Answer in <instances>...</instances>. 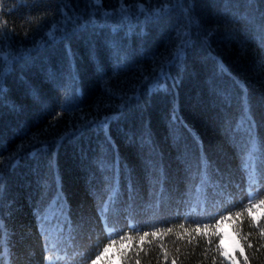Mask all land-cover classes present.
Instances as JSON below:
<instances>
[{
    "label": "trees",
    "instance_id": "16d2710c",
    "mask_svg": "<svg viewBox=\"0 0 264 264\" xmlns=\"http://www.w3.org/2000/svg\"><path fill=\"white\" fill-rule=\"evenodd\" d=\"M0 32V264L153 230L124 264H230L215 220L264 198V0H0Z\"/></svg>",
    "mask_w": 264,
    "mask_h": 264
},
{
    "label": "snow or ice",
    "instance_id": "6c2138e0",
    "mask_svg": "<svg viewBox=\"0 0 264 264\" xmlns=\"http://www.w3.org/2000/svg\"><path fill=\"white\" fill-rule=\"evenodd\" d=\"M95 4H99L100 0H94ZM121 3L123 4V0H121ZM121 11H125L123 9V7L121 8ZM140 11L141 13H143L144 8L143 5L141 4L140 6ZM57 25L53 24V30L49 31L47 33V35L49 37H53L54 33H55V29H56ZM4 33L0 32V40L3 39ZM7 57H3L2 54H0V66L3 65L4 60H6ZM3 92V89L0 88V93ZM59 115V114H57ZM243 212H246L248 217L251 220V223L253 225H256L259 227V233L261 237H264V225L260 224L261 220H264V198H261L259 200H257L255 203L252 202L251 199H249L248 205L245 206L243 208L242 211H237L235 213V216H233L232 213H226L223 216L218 217L215 222L213 227L215 228V231H213L211 234L213 236H219L220 238V255L230 259L231 260V264H239V260L236 258L235 253L237 251H239V255L240 257H243L245 264H249V260H248V256L246 255L245 252V248L244 246L240 243V240L237 239L236 244L232 247L231 253L227 250H225L223 248V241H224V232L222 231V225L225 223H228L229 221H231V225L230 227L233 228L236 236H239V230L236 228V221L237 220H241ZM179 228L183 229L182 233H178L177 235L182 239L184 235H189L191 236V232L189 230V228L185 227L184 222H181V224L178 226ZM192 231L195 232L196 236H199L201 234H203L205 237H207L209 235V225L205 224L203 225V227H201L199 224L195 225L194 229H192ZM172 232V228L169 227L165 232L164 235H167L168 233ZM114 234L110 232V235ZM160 233L156 230L151 231V233L145 231L143 234L139 235V239L138 240H134L133 236L129 233H125V235L120 236L119 239L121 241L119 248H116V241L115 240H111L109 242V244H106L103 247L102 253L101 255H98L94 260L91 261V264H96V260H99L101 258L102 255L109 253L110 247L116 249V254L119 258V260L121 261V264H124L129 251L133 250L134 246L135 247H139L142 248L146 238L151 235L152 237H156L158 236ZM250 235V234H249ZM125 237H127L125 239ZM192 239H195V237H192ZM244 239H248V236H245ZM209 243H211V240L208 241ZM248 247L251 248L253 247V245L251 243L248 244ZM179 251V248H177V252ZM167 258V253H165V259ZM49 257H45V260H49ZM213 261H215V257L212 258ZM135 264H141L139 259H136ZM171 264H177L176 259H173L171 261Z\"/></svg>",
    "mask_w": 264,
    "mask_h": 264
},
{
    "label": "rangeland",
    "instance_id": "374dc122",
    "mask_svg": "<svg viewBox=\"0 0 264 264\" xmlns=\"http://www.w3.org/2000/svg\"><path fill=\"white\" fill-rule=\"evenodd\" d=\"M222 231L224 232V241H223V248L231 253L232 247L236 244L237 237L235 233L232 231L229 224L225 223L222 226ZM236 258L239 260V264H245L243 257H240L239 251L235 253ZM46 256L49 257V260H45V264H53V256L46 253ZM45 256V257H46ZM227 259V258H226ZM227 261L231 264V260L227 259ZM96 264H120V260L117 255H113L108 257L107 259H99L96 260Z\"/></svg>",
    "mask_w": 264,
    "mask_h": 264
}]
</instances>
